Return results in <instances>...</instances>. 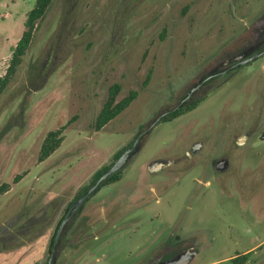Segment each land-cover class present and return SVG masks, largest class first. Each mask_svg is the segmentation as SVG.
Masks as SVG:
<instances>
[{
    "label": "rangeland",
    "instance_id": "obj_1",
    "mask_svg": "<svg viewBox=\"0 0 264 264\" xmlns=\"http://www.w3.org/2000/svg\"><path fill=\"white\" fill-rule=\"evenodd\" d=\"M241 2L264 0H54L0 95V264L48 260L72 198L241 36L231 16L236 9L244 14ZM35 4L0 0V77ZM243 84L235 78L145 138L121 179L88 204L123 196L121 228L96 241L78 264H130L131 249L139 245L141 252L152 240L157 247L170 234L183 241L181 248L198 243L190 264H239L234 258L246 254L244 264H264V166L257 162L264 143L231 148L240 132L233 129V111L245 105L243 115L252 118L261 102L254 86ZM116 87L115 104L132 93L136 98L98 130L96 120ZM210 117L212 126L205 124ZM59 130L61 146L41 162L45 140ZM197 142L205 144L202 159L187 161ZM226 153L231 170L216 177L214 164ZM163 159L178 163L147 170Z\"/></svg>",
    "mask_w": 264,
    "mask_h": 264
},
{
    "label": "flooded vegetation",
    "instance_id": "obj_2",
    "mask_svg": "<svg viewBox=\"0 0 264 264\" xmlns=\"http://www.w3.org/2000/svg\"><path fill=\"white\" fill-rule=\"evenodd\" d=\"M254 3L255 2L239 3V6L243 7L242 9L244 10L242 16L237 15V9L236 12L233 11V15H231L232 20L234 23L239 22V27L235 29L241 33V36L231 42L230 50L219 62L207 64L203 69H200L201 71L196 76L197 80L187 88L186 93L180 98L178 103L171 108L168 107L161 110L150 125L162 115L164 116L156 127L161 123L171 122L178 117L192 113L212 92L221 89L225 84H228L230 81L232 82V80L238 77L244 82L243 86L247 84H251L250 88H252V85L254 86L253 88L256 89V95L261 99V102L260 107L255 105L252 107V109H254L252 118H246L243 115L246 111L245 105L243 107L244 110L233 111L236 114V117L234 116L236 120H234L235 125L233 129L236 133L240 132L236 135L233 145L231 144V148H233L232 150L235 152H241L248 147H255L264 143V62H262V60H264V2H256V5ZM247 96L248 95L245 97ZM177 107L179 108L175 110ZM239 113H241V115L237 116ZM175 114H179V116L172 119ZM213 122L214 118L210 117L209 122L205 124L212 126ZM152 131L142 138L139 143L140 148L131 162L142 151L143 141ZM141 133H139V135ZM257 141L258 143L254 144ZM204 148V142L195 143L191 146L190 150L185 153L186 160L195 161V158H197V163L203 157ZM262 155L263 159L257 160V162L263 163V165L260 166H264V151ZM224 156L226 158L217 159L214 164L216 172L218 173L216 177L228 174L233 165L229 153L224 154ZM244 160L245 159L242 158L241 160L240 158L238 162L241 164ZM177 163L178 159H163L149 164L147 170L150 173H159L175 166ZM108 181L93 197L88 199L77 212L71 215L56 242L59 229L73 204L81 198L92 185L88 186L89 188L83 194L72 198L66 213L60 218L56 225L50 256L44 264L82 263L86 256L95 250L97 245L96 241H100L103 237L106 238L111 229L121 228L118 227L120 224L117 223V220L121 217L119 212L123 206V196H118L116 198L109 197L108 200H112H110V203L100 200L92 207H88V204L93 201L103 188L110 187L119 180L112 183H108ZM139 187L138 190L133 192L132 196L140 193ZM114 203L116 206L111 207ZM109 210L110 212H108ZM175 237V234H170L168 240H165L162 245L160 244L157 247L155 241L152 240L141 252L139 251L140 246L137 245L135 248L131 249L132 252L127 262L130 264H167L187 254H193L194 257L198 254V243L190 247L181 248L183 241L179 239L177 242H173ZM53 251L54 255L51 259Z\"/></svg>",
    "mask_w": 264,
    "mask_h": 264
},
{
    "label": "trees",
    "instance_id": "obj_3",
    "mask_svg": "<svg viewBox=\"0 0 264 264\" xmlns=\"http://www.w3.org/2000/svg\"><path fill=\"white\" fill-rule=\"evenodd\" d=\"M54 0H36V4L34 8L29 12L26 22H25V31L19 40L17 46L13 50L12 59L8 70L5 76L0 77V95L5 91V89L10 84L12 78L17 74L20 66L23 63L24 57L27 55L30 50L31 44L33 42L35 33L39 27L40 22L44 19L47 11L51 7ZM119 91V88L116 87L108 101L105 103L102 111L100 112L97 120H96V128L101 130L104 128L109 122H111L114 118H116L119 114H121L124 110H126L133 100L136 98V93L130 94L127 98L122 100L120 103L115 104V97ZM179 114H175L172 119L178 117ZM138 136V135H137ZM137 138V137H136ZM62 144L61 130L52 132L49 134L45 143L42 147L40 161H44L49 158ZM131 145L121 150L116 155V161L119 157L128 149ZM111 165L104 166L100 169L94 176L92 184H95L101 176L107 172ZM122 173H119L112 178L109 179L108 183H112L121 179ZM89 187L84 188L79 195L83 194ZM78 195V196H79ZM54 240V239H53ZM247 255H238L234 258V263L244 264L247 261Z\"/></svg>",
    "mask_w": 264,
    "mask_h": 264
},
{
    "label": "water",
    "instance_id": "obj_4",
    "mask_svg": "<svg viewBox=\"0 0 264 264\" xmlns=\"http://www.w3.org/2000/svg\"><path fill=\"white\" fill-rule=\"evenodd\" d=\"M178 108L179 107H177L175 110H177ZM163 116L164 115H162L161 117H159L152 125H150L146 130H144L138 136V138L135 140V142L133 143V145L131 147H129L128 149L125 150V152L110 167V169L107 172H105L101 176V178L95 184H93L87 190V192L73 204L71 210L67 214L65 220L63 221V223H62V225H61V227L59 229L58 235L56 237V242L58 241L59 236H60V234H61V232H62L65 224L70 219L71 215L73 213L77 212L86 203V201L88 199H90L91 197H93L110 178H112L113 176L121 173L128 166V164L131 162L132 158L138 152V150L140 148L139 147V143L142 140V138L156 127V125L159 123V121H161V119H162ZM53 255H54V251L52 253L51 259L53 258ZM193 257H194L193 254H187V255L182 256L180 259L175 260V261H172V262H169L167 264H190V262L192 261Z\"/></svg>",
    "mask_w": 264,
    "mask_h": 264
}]
</instances>
